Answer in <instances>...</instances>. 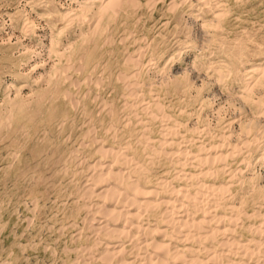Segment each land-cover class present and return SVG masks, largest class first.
<instances>
[{"label":"rangeland","instance_id":"374dc122","mask_svg":"<svg viewBox=\"0 0 264 264\" xmlns=\"http://www.w3.org/2000/svg\"><path fill=\"white\" fill-rule=\"evenodd\" d=\"M104 4L0 0V264H264V0Z\"/></svg>","mask_w":264,"mask_h":264},{"label":"bare ground","instance_id":"6f19581e","mask_svg":"<svg viewBox=\"0 0 264 264\" xmlns=\"http://www.w3.org/2000/svg\"><path fill=\"white\" fill-rule=\"evenodd\" d=\"M96 2H97V1H96ZM99 2H101L102 4L105 3V4H104V7H105V6L110 5V4L113 2V0H99ZM99 6H100V5H99ZM170 149H171V148H170ZM107 151H108V150H107ZM109 152H110V151H109ZM113 154H114V153H113ZM103 155H104V154H103ZM109 156H110V155H109ZM107 166H108V165H107ZM105 167H106V166H105ZM97 168H98V167H97ZM108 170H109V169H108ZM110 170H111V169H110ZM100 174H101V173H100ZM107 174H112V173H111L110 171H107ZM114 174H115V173H114ZM114 174H112V175H114ZM116 175H119V174H116ZM122 175H123V174H122ZM105 176H106V175H105ZM106 177H107V176H106ZM108 177H109V176H108ZM115 177H116V176H115ZM107 182H108V181H107ZM135 184H136V183H135ZM107 185H108V184H107ZM162 185H163V184H162ZM130 186H131V185H130ZM133 186H134V185H133ZM163 186H164V185H163ZM108 187H109V186H108ZM134 187H135V186H134ZM111 188H112V187H111ZM111 188H108V189L103 190L104 192H102V193H106V194H108V192H109V193L112 192V193H111L112 195L115 194V192H116L115 190H116V189L114 188V190H113V189H111ZM116 188H118V187H116ZM110 191H111V192H110ZM181 191H182V190H181ZM188 191H189V190H188ZM134 192H135V191H134ZM207 192H208V191H207ZM116 193L118 194V192H116ZM119 193H120V192H119ZM132 193H133V192H132ZM132 193H131V194H132ZM156 194H157V193H156ZM188 194H189V193H188ZM120 195H121V193H120ZM106 196H107V195H106ZM106 196H105V197H106ZM121 196H122V195H121ZM126 196H127V195H125L124 197H126ZM182 196H183V195H182ZM128 197H129V196H128ZM128 197L125 198L127 201H129V200H132V202L135 201V200L133 199L134 197H133V198L131 197L132 199H129ZM183 197H184V196H183ZM185 197H186V196H185ZM138 198H139V197H138ZM128 199H129V200H128ZM142 199H143V198H142ZM193 199H194V198H193ZM145 200H146V199H145ZM205 200H206V199H205ZM123 201H124V200H123ZM127 201H126V202H127ZM132 202L130 201L129 203H132ZM124 204H126V203H124ZM134 204H135V203H134ZM148 204H149V203H148ZM165 204H166V203H165ZM167 204H169V202H168ZM138 205H139V204H138ZM134 206H135V205H134ZM151 206H152V205H151ZM130 207H132V206H130ZM203 207H204V206H203ZM138 208H140V207L138 206ZM145 208H147V207H145ZM199 208H200V207H199ZM136 209H137V208H136ZM200 209H201V208H200ZM137 210H138V209H137ZM140 210H141V208H140ZM202 210H203V209H202ZM86 211H87V210H86ZM113 212H114V211H113ZM113 212L110 211L109 214H113ZM129 212H130V211H129ZM129 212H128V213H129ZM171 212H172V211H171ZM173 212H174V211H173ZM107 213H108V212H107ZM114 213H115V212H114ZM126 213H127V212H126ZM208 213H209V212H208ZM167 216H168V215H167ZM128 217H130V215H129ZM212 218H213V217H212ZM193 219H194V218H193ZM201 221H202V220H201ZM191 223H192V222H191ZM101 224H102V223H101ZM176 224H177V222H176ZM99 225H100V224H99ZM193 225H194V224H193ZM95 230H96V229H95ZM199 230H200V229H199ZM196 233H197V232H196ZM188 234H189V233H188ZM202 234H203V233H202ZM175 236H176V235H175ZM186 236H187V235H186ZM208 238H209V237H208ZM198 240H199V239H198ZM250 241H251V240H250ZM117 243H118V242H117ZM148 244H149V243H148ZM255 244H257V243H255ZM226 245H227V243H226ZM257 245H258V244H257ZM257 245H256V246H257ZM117 246H118V245H117ZM198 246H199V245H198ZM240 246H241V245H240ZM242 246H243V245H242ZM242 246H241V247H242ZM253 246H254V245H253ZM258 246H259V245H258ZM106 247H107V246H106ZM162 247H164V246H162ZM116 248H118V247H115V246H110V247H109V246H108V249H111V252H114V250H115ZM168 248H169V247H168ZM106 249H107V248H106ZM106 249H105V251H106ZM238 249H239V248H238ZM151 250H152V249H151ZM185 250H186V249H184V251H185ZM247 250H249V249L247 248ZM247 250H246V251H247ZM252 251H254V250H252ZM107 252H108V251H107ZM111 252H110V253H111ZM167 252H168V250H167ZM176 252H177V250H176ZM110 253H109L108 255H111V254H112V253H111V254H110ZM116 253H118V252H117V251L114 252V254H116ZM156 253H158V252H156ZM156 253H154V254L152 255V257H151V255H150V258H149V259L151 260V259L154 258V259H156V260L159 261V260L161 259V258L159 257L160 254H156ZM160 253H161V252H160ZM162 253H163V252H162ZM241 253H242V252H241ZM106 254H107V253H106ZM165 254H166V252L164 253V255H165ZM177 254H178V252H177ZM248 254H249V253H248ZM112 255H113V254H112ZM182 255H183V253H182ZM254 255H256V254H254ZM145 256H146V255H145ZM166 256H167V254H166ZM166 256H165V260H167V257H166ZM180 256H181V255H180ZM103 257H104V256H103ZM162 257H163V254H162ZM163 258H164V257H163ZM178 258H179V257H178ZM141 259H142V258H141ZM176 259H177V258H176ZM147 260H148V259H147ZM165 260L163 259V263H164ZM172 260H173V259H172ZM140 261H141V260H140ZM148 261H149V260H148ZM160 261H162V259H161ZM174 261H175V259H174ZM176 261H177V260H176ZM195 261H196V263H197V260H194V259H188V260L184 259V262H186V263H192V262L195 263ZM199 262H200V261H199ZM201 262H202V261H201ZM123 263H124V262H123ZM150 263H152V262L150 261ZM159 263H160V262H159ZM163 263L161 262V264H163ZM166 263H167V262H166ZM217 263H218V262H217ZM152 264H153V263H152ZM184 264H185V263H184Z\"/></svg>","mask_w":264,"mask_h":264}]
</instances>
